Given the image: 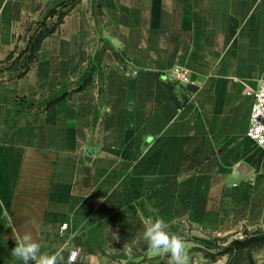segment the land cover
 <instances>
[{"label": "crops", "instance_id": "obj_1", "mask_svg": "<svg viewBox=\"0 0 264 264\" xmlns=\"http://www.w3.org/2000/svg\"><path fill=\"white\" fill-rule=\"evenodd\" d=\"M263 80L264 0H0V264L26 232L75 264H168L156 218L189 264H228L206 253L264 236Z\"/></svg>", "mask_w": 264, "mask_h": 264}, {"label": "clouds", "instance_id": "obj_2", "mask_svg": "<svg viewBox=\"0 0 264 264\" xmlns=\"http://www.w3.org/2000/svg\"><path fill=\"white\" fill-rule=\"evenodd\" d=\"M142 238L149 251L167 255L168 264H189L183 238L170 233L168 224L163 218H156L148 223ZM11 254L21 264H75L78 256L74 246L67 259L62 251L42 252L40 243L33 238L31 232H26L16 240Z\"/></svg>", "mask_w": 264, "mask_h": 264}, {"label": "built area", "instance_id": "obj_3", "mask_svg": "<svg viewBox=\"0 0 264 264\" xmlns=\"http://www.w3.org/2000/svg\"><path fill=\"white\" fill-rule=\"evenodd\" d=\"M169 79L177 84H190V71L182 66H173L168 71ZM248 129L246 137L258 148L264 151V80L259 84L257 90L252 94ZM61 230L66 229V224H62Z\"/></svg>", "mask_w": 264, "mask_h": 264}, {"label": "trees", "instance_id": "obj_4", "mask_svg": "<svg viewBox=\"0 0 264 264\" xmlns=\"http://www.w3.org/2000/svg\"><path fill=\"white\" fill-rule=\"evenodd\" d=\"M54 10L50 11V15L53 14ZM53 29L50 28L46 31L45 29L39 33L35 38H31L28 44L27 49L33 53L34 48L37 47L41 38L44 35H47ZM264 245V236L260 237H244L242 240L236 239L232 241L230 244L223 248H219V250L215 252H207L206 257L210 259H215L218 256L228 254L229 260L228 264H254V260L252 258V254L257 246Z\"/></svg>", "mask_w": 264, "mask_h": 264}, {"label": "rangeland", "instance_id": "obj_5", "mask_svg": "<svg viewBox=\"0 0 264 264\" xmlns=\"http://www.w3.org/2000/svg\"><path fill=\"white\" fill-rule=\"evenodd\" d=\"M51 27H52V25L46 26V27H45V30H44V28H43V30H44L45 33H46V31H47L48 29H50ZM43 30H42V31H43ZM35 36H37V34L34 33L33 36H32L31 38H35ZM44 36H46V35H44ZM44 36H43V37H44ZM43 37H42V38H43ZM42 38H41V39H42ZM40 41H41V40H40ZM21 69H22V68H21ZM19 73H21V72H19ZM254 252H258V253H263V254H264V245H262V246H257V247L255 248Z\"/></svg>", "mask_w": 264, "mask_h": 264}]
</instances>
